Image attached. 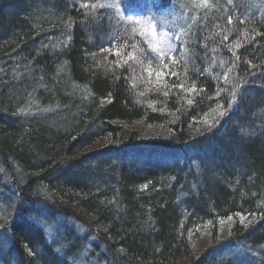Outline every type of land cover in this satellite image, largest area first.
Wrapping results in <instances>:
<instances>
[{"label":"trees","instance_id":"trees-1","mask_svg":"<svg viewBox=\"0 0 264 264\" xmlns=\"http://www.w3.org/2000/svg\"><path fill=\"white\" fill-rule=\"evenodd\" d=\"M0 164L96 264H264V0H0ZM23 207L0 264H78Z\"/></svg>","mask_w":264,"mask_h":264},{"label":"rangeland","instance_id":"rangeland-1","mask_svg":"<svg viewBox=\"0 0 264 264\" xmlns=\"http://www.w3.org/2000/svg\"><path fill=\"white\" fill-rule=\"evenodd\" d=\"M187 15L188 11L184 12L180 8H177L175 11H170L169 13L161 16V20L158 25H149L150 31L161 44L165 38H167L168 36L170 37V34H177V30L180 28V24L183 22V19L187 17ZM13 175L15 176V178H17V180L20 181V183L23 182L22 175L19 172V168L12 166V172H8L0 164V217L4 218L0 219L4 220V222L6 220L5 215H3L4 211H2V208L4 209V206H6V208H8V206H11L13 210H16L17 206L20 204L24 206L23 208L25 210H28L27 208L32 209V212L34 214H31L28 218L32 221H35L36 225L43 227V231L48 236H52V239L50 241L55 242L53 240L57 239L55 243L59 244V241L63 239V232L64 234H70L71 237L73 236V238L78 239L81 243L83 242L84 244V246L82 247L83 250L79 254L78 264H96L93 260L87 259V256L90 255L92 249L91 246L98 243L94 234L88 227L89 221L86 218L84 219V221H87V224L85 222L75 221L73 219L74 217H64L65 215L62 211H59V208L69 207L60 206L58 204L59 200L56 197V194L50 190H46L45 187H37V192L33 195H28V197L20 196L18 192H16V188L18 187H16L13 180H11L13 178ZM94 177V174H92L90 177L93 178V182ZM107 178V172L102 171L99 181L102 183H107ZM15 194H17V196ZM61 204L63 205V203ZM3 224H0V226ZM94 247L95 249H97V246L94 245ZM99 250L101 252L102 248H100ZM97 255L98 254H96V256ZM94 258H96L95 255Z\"/></svg>","mask_w":264,"mask_h":264},{"label":"bare ground","instance_id":"bare-ground-1","mask_svg":"<svg viewBox=\"0 0 264 264\" xmlns=\"http://www.w3.org/2000/svg\"><path fill=\"white\" fill-rule=\"evenodd\" d=\"M64 217H66V218H70L68 214H65V216H64Z\"/></svg>","mask_w":264,"mask_h":264},{"label":"snow or ice","instance_id":"snow-or-ice-1","mask_svg":"<svg viewBox=\"0 0 264 264\" xmlns=\"http://www.w3.org/2000/svg\"><path fill=\"white\" fill-rule=\"evenodd\" d=\"M205 3H206V0H205Z\"/></svg>","mask_w":264,"mask_h":264}]
</instances>
